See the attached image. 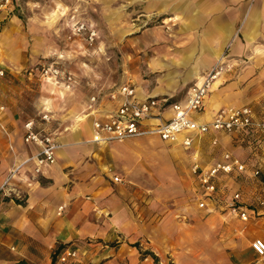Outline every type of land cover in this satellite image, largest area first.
Wrapping results in <instances>:
<instances>
[{
    "label": "rangeland",
    "instance_id": "obj_1",
    "mask_svg": "<svg viewBox=\"0 0 264 264\" xmlns=\"http://www.w3.org/2000/svg\"><path fill=\"white\" fill-rule=\"evenodd\" d=\"M160 1H156L155 12L146 13L147 0H0V68L23 75L29 68L54 60L81 79L78 88L61 99L40 89L38 81H31L28 91L9 89L11 97L25 95L27 102L21 106V115L36 118L37 97L43 94L48 96L50 112L58 117L61 130L82 99L96 88L85 80L106 86L131 79L137 86L140 81L146 89L155 83L161 86L163 77L171 72L172 57L180 54L173 45L195 41L199 25L190 21V9H199V0H163L167 8L158 11ZM165 50L170 61L167 67L164 61H158V66L151 68L149 61L165 59ZM227 55L224 46L218 58L222 70L213 93V97L218 93L222 101L214 109L252 102L257 97L264 101V72L246 76L240 68L244 62L227 60ZM233 66L234 71L227 74ZM25 80L15 85L26 88ZM183 89L177 87L169 100L177 98ZM164 114L170 115L169 110ZM215 136L212 143L210 133L196 134L189 147L154 135L92 147L98 152L93 154L95 159L101 158L111 172L120 175L126 193H139V205L125 201L127 209L134 210L133 219H139L141 229L156 226L157 233H164L161 241L169 253L161 256L160 262L157 257L158 264H264V254L256 255L249 245L254 237L264 239V205L258 204L252 194L242 195L244 205L253 209L246 220L228 213L221 204L208 210L193 203L197 185L190 170L192 161L203 164L221 150H231L226 135ZM173 143L179 149L176 154L171 153ZM241 150L237 153L246 160L248 152ZM253 186L248 185L249 190L241 187V191L246 194ZM259 191L258 185L253 192Z\"/></svg>",
    "mask_w": 264,
    "mask_h": 264
},
{
    "label": "crops",
    "instance_id": "obj_2",
    "mask_svg": "<svg viewBox=\"0 0 264 264\" xmlns=\"http://www.w3.org/2000/svg\"><path fill=\"white\" fill-rule=\"evenodd\" d=\"M156 1L147 0V8L143 11L155 12ZM167 4L161 0L158 11L165 10ZM196 6L199 9H190V21L195 22L196 27L199 25L195 41L173 45L174 49H179L180 54L172 57L171 72L168 76L162 74L165 77L161 86L155 83L146 89L140 81L137 86L131 79L125 80L134 85L137 95L149 94L169 100L177 87L184 86L179 96L172 99L181 100L187 86L195 80L200 81L205 70L220 57L224 46L227 47V60L244 62L240 68L242 67L246 76L250 72H254L252 76L264 72V0H199V5ZM181 24L182 22L178 25ZM166 55L165 50V59H151L149 66L156 68L158 63L164 61L167 67ZM39 66L27 69L23 75L5 67L0 68V76L3 75L4 78L0 77V104L3 105L0 123L8 132L0 130V263L8 264L25 259L31 264H51L53 250L62 244L78 248L73 264H155L148 251L154 253L160 262L161 256L167 257L169 253L161 241L164 233H157L156 226L150 230L141 229L139 219H133L134 210L127 209L125 201L139 205V193H126L122 183L111 181V174L118 173L108 171L110 167L101 158L95 159L93 154L98 152L92 147L96 144L85 141L91 133V118L96 116L84 115L82 112L91 93L82 99L77 111L70 116L67 124H63L61 130L58 128L61 125L58 117L50 112L48 96L40 94L37 97L36 113L47 109L50 118L43 125L56 131L55 138L59 147L55 151V160L41 166L37 174L31 171L29 165H25L17 169L2 185L11 167L36 149L33 144L22 141L23 122L33 118L19 112L27 102L25 95L11 97L7 91H28L32 88L31 81H38L40 89L54 93L53 98L61 99L77 89L81 81L78 73L60 66L70 71L75 78L73 87L65 89L58 81L43 79L39 74ZM234 68L231 67L226 73H231ZM24 79L26 88L15 85L17 81ZM85 83L95 84L94 87L102 85L101 82L88 80ZM217 83L218 79L207 90L206 93H209L203 98L201 107L193 113L199 121L210 120L219 108L214 109V106L222 100L218 98V93L213 97ZM101 103L103 110L112 107L107 99H102ZM244 104L250 105L253 115H264L263 98L257 97L252 102L235 106ZM205 133H210L215 139L218 133L226 135L233 152L223 149L217 156L201 163L202 165L219 159L224 150L230 151L245 164L243 172H232L217 179L221 192L237 189L241 191V187L249 190L248 185H254L246 194L241 191V197L252 194L256 200L264 193V171H261L264 165V131L253 135L255 138L233 131ZM78 142L82 143L77 144ZM174 144V151L171 153L176 154L179 149ZM238 149L248 152L246 160L238 155ZM255 167L261 173L258 178L250 175V169ZM117 170L121 171L122 166L118 165ZM258 185L260 191L253 192ZM221 197L220 193L217 198L220 200ZM216 203L219 204V201ZM216 203H210L207 209H212ZM177 244L181 245L179 241ZM185 246L188 247L187 244Z\"/></svg>",
    "mask_w": 264,
    "mask_h": 264
},
{
    "label": "built area",
    "instance_id": "obj_3",
    "mask_svg": "<svg viewBox=\"0 0 264 264\" xmlns=\"http://www.w3.org/2000/svg\"><path fill=\"white\" fill-rule=\"evenodd\" d=\"M7 1L3 0L4 3ZM91 34L92 32L89 31V39ZM38 70L43 79L58 81L65 89H71L75 84L73 74L54 62L42 63ZM221 70L222 65L216 59L202 74L200 81L195 80L187 86L181 100H168L166 97L149 94L139 96L134 85L129 81L108 87L97 86L88 96L82 109L84 115L96 114L91 118V133L85 141L99 145L139 135H154L161 140L179 142L184 147H189L196 134L207 131H233L249 137L263 132L264 115L260 117L253 115L252 108L247 104L219 107L208 121H199L194 117L193 113L201 107L210 83ZM0 74H2L1 69ZM102 99L109 100L112 107L103 110ZM2 108L3 105L0 104V110ZM165 109L169 110L170 115L164 114ZM49 118L50 114L45 109L38 112L36 118H29L23 122L22 141L33 144L36 149L11 167L2 185L17 169L25 165H29L31 171L37 174L41 166L55 160V151L59 147L55 138L56 131L43 125ZM0 130L8 133L1 123ZM215 141L213 136L211 142L215 143ZM258 169V167L251 168L250 175L256 176ZM107 170L111 172L110 168ZM190 170L197 185V191L193 195V203L197 208L205 206L208 208L210 203H216L218 200L228 213L240 220L248 218L249 212L253 209L244 205L241 191L237 189L223 193L217 185L220 176L245 170V164L237 156L224 150L219 159L209 164L202 165L193 160ZM110 179L113 182L121 181V177L116 173L111 174ZM220 193L222 197L219 200L217 197ZM256 201L264 205V193L258 196ZM249 245L256 255L264 254V239L254 237ZM77 252L78 248L75 245L63 244L53 250L51 264H73Z\"/></svg>",
    "mask_w": 264,
    "mask_h": 264
},
{
    "label": "trees",
    "instance_id": "obj_4",
    "mask_svg": "<svg viewBox=\"0 0 264 264\" xmlns=\"http://www.w3.org/2000/svg\"><path fill=\"white\" fill-rule=\"evenodd\" d=\"M63 245V244H62ZM62 245H60L59 247H61ZM58 247V248H59ZM57 248V249H58ZM148 253L151 255V257L153 258V261L155 262V264H158V263H156V261H157V256L154 254V253H152V252H150V251H148ZM53 253H52V255H51V261H52V259H53ZM0 264H6V263H0ZM8 264H31V263H29L28 261H26L25 259H19V260H17V261H14V262H12V263H8Z\"/></svg>",
    "mask_w": 264,
    "mask_h": 264
},
{
    "label": "bare ground",
    "instance_id": "obj_5",
    "mask_svg": "<svg viewBox=\"0 0 264 264\" xmlns=\"http://www.w3.org/2000/svg\"><path fill=\"white\" fill-rule=\"evenodd\" d=\"M218 78H217V76L212 80V82L210 83V85H209V87L214 83V81H216ZM209 87H208V89H209ZM166 141H168V140H166ZM173 142V141H172Z\"/></svg>",
    "mask_w": 264,
    "mask_h": 264
}]
</instances>
